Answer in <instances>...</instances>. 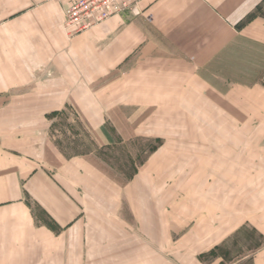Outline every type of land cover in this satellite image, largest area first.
Listing matches in <instances>:
<instances>
[{
	"label": "crops",
	"instance_id": "crops-1",
	"mask_svg": "<svg viewBox=\"0 0 264 264\" xmlns=\"http://www.w3.org/2000/svg\"><path fill=\"white\" fill-rule=\"evenodd\" d=\"M72 1L0 0V264H86L90 252L131 240L132 197L105 191L114 182L100 177L96 155L57 154L36 128L48 114L95 104L101 92L142 119L165 105L226 103L225 83L264 90V0H147L140 17L113 18L69 43ZM135 179L147 192L134 201L162 207L147 178ZM228 231L221 215L207 214L183 246L207 253ZM252 264H264V247Z\"/></svg>",
	"mask_w": 264,
	"mask_h": 264
},
{
	"label": "rangeland",
	"instance_id": "rangeland-1",
	"mask_svg": "<svg viewBox=\"0 0 264 264\" xmlns=\"http://www.w3.org/2000/svg\"><path fill=\"white\" fill-rule=\"evenodd\" d=\"M126 16L138 18L119 17ZM225 85L230 90L226 103L165 105L145 119L130 107L124 116L123 106L101 92L97 103L65 106L37 124L57 154L68 159L96 155L100 177L114 182L106 188L115 190L105 191L125 192L133 199L132 215L125 213L131 240L90 252L86 264H186L191 257L203 264H252L264 247V90ZM117 114L120 118L113 121ZM157 155L161 159L151 167ZM141 175L149 181L148 191L163 195L162 207L134 201L147 192L135 179ZM137 203L144 210L140 216ZM207 214L213 219L221 215L229 231L220 247L194 255L183 245L192 225Z\"/></svg>",
	"mask_w": 264,
	"mask_h": 264
},
{
	"label": "built area",
	"instance_id": "built-area-1",
	"mask_svg": "<svg viewBox=\"0 0 264 264\" xmlns=\"http://www.w3.org/2000/svg\"><path fill=\"white\" fill-rule=\"evenodd\" d=\"M147 0H73L65 11L63 29L69 38L123 15L140 17Z\"/></svg>",
	"mask_w": 264,
	"mask_h": 264
}]
</instances>
